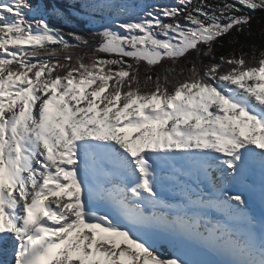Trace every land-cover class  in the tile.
I'll return each mask as SVG.
<instances>
[{
  "label": "snow or ice",
  "instance_id": "6c2138e0",
  "mask_svg": "<svg viewBox=\"0 0 264 264\" xmlns=\"http://www.w3.org/2000/svg\"><path fill=\"white\" fill-rule=\"evenodd\" d=\"M256 13L2 0L0 264H264V48L214 55Z\"/></svg>",
  "mask_w": 264,
  "mask_h": 264
},
{
  "label": "trees",
  "instance_id": "16d2710c",
  "mask_svg": "<svg viewBox=\"0 0 264 264\" xmlns=\"http://www.w3.org/2000/svg\"><path fill=\"white\" fill-rule=\"evenodd\" d=\"M81 27L83 26L81 25ZM71 30L73 29L66 28L65 31ZM233 35L235 36L236 34L234 33ZM223 43V48H221L219 45L216 46L214 55H216L217 58L222 54L226 55L228 52H243L248 54L245 58L251 62V58L253 55V46H255L257 54L260 49L264 48V13L255 14L252 23L251 35H240L237 42L234 44H229L227 39ZM193 57L194 54H192L189 59H192ZM204 62L207 63L208 59L204 58Z\"/></svg>",
  "mask_w": 264,
  "mask_h": 264
},
{
  "label": "rangeland",
  "instance_id": "374dc122",
  "mask_svg": "<svg viewBox=\"0 0 264 264\" xmlns=\"http://www.w3.org/2000/svg\"><path fill=\"white\" fill-rule=\"evenodd\" d=\"M60 26H62L61 24H59ZM62 27H64V26H62ZM64 30H66V29H64ZM68 30H70V29H68Z\"/></svg>",
  "mask_w": 264,
  "mask_h": 264
}]
</instances>
